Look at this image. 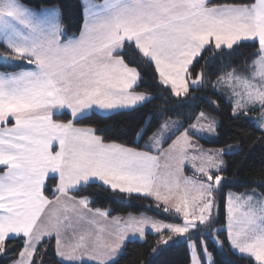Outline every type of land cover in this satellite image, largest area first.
Returning a JSON list of instances; mask_svg holds the SVG:
<instances>
[{
  "label": "snow or ice",
  "instance_id": "obj_1",
  "mask_svg": "<svg viewBox=\"0 0 264 264\" xmlns=\"http://www.w3.org/2000/svg\"><path fill=\"white\" fill-rule=\"evenodd\" d=\"M78 6L79 35L62 39L60 6L36 10L22 0H0L6 49L0 53V257L11 252L12 264H44L45 242L54 239L58 264H115L126 242L143 240L147 229L160 235L158 245L186 243L191 264H216L203 239L211 229L226 231L234 254L264 264V193L225 196L222 156L231 148L205 149L192 138L214 134L213 117L200 112L181 132L183 122L162 110L142 148L105 142L94 127L78 126L93 114L135 110L156 99L137 91L140 64L153 66L159 85L187 102L190 89L205 84L204 71L194 79L190 71L204 52H213L208 68L245 45L255 46L251 63L223 72L212 87L229 91L234 117L258 107V121L264 120V0H79ZM128 51L136 59L126 61ZM148 130L136 133L137 143ZM93 183L149 199L181 222L145 213L109 219V210L89 207V196L70 195ZM222 197L226 227L213 229ZM211 239L223 251V242Z\"/></svg>",
  "mask_w": 264,
  "mask_h": 264
},
{
  "label": "trees",
  "instance_id": "obj_2",
  "mask_svg": "<svg viewBox=\"0 0 264 264\" xmlns=\"http://www.w3.org/2000/svg\"><path fill=\"white\" fill-rule=\"evenodd\" d=\"M22 2L36 9L53 5L60 6L65 13L64 24L67 30V36L62 37V39L79 34L83 23L78 6L79 0H22ZM209 2L210 4H225L240 2V0H209ZM5 50L4 46L0 44V53H5ZM254 51L255 46L245 45L236 49L231 53V56L225 52L217 56L216 60L211 62V67L208 68L205 67V59L211 57L213 52L211 50L204 52V59H200L195 67L190 68V71L193 73L192 78L204 71L206 73L205 84L199 89H190L187 102L183 97H173L170 90L159 85L153 66L140 64L139 70L143 73V80L140 82L137 91H147L156 99L135 110H120L114 114H93L89 119L80 121L78 125L94 127L98 130L97 134L101 135L105 141L142 147V141L151 135L155 129L162 110H166V115L171 119L183 122L180 131L192 123L200 112L207 111L214 114L218 119L217 135L211 138L199 136L200 143L204 147L238 144L237 150L224 155L225 170L221 174L226 180L223 193L225 194L227 190L237 192L255 190L264 193V182H261L264 181V131L257 127L255 119L251 115L234 117L232 114L233 105L229 102L230 97L225 92L212 87L223 72L232 71L233 68H242L245 61L251 63V54ZM124 56L126 61L136 59V53L132 51L124 53ZM229 59H231L230 66L223 68L222 62L227 63ZM209 101L214 103H209ZM258 110L260 108L257 107L254 111L249 112H257ZM149 120H151V125L148 124ZM144 127H148L149 130L144 138L137 143L136 133ZM49 183L54 182L50 180ZM72 193L76 197L89 196L92 200L91 208H109L110 216L145 213L162 221L181 222L158 210L154 202L149 199L113 193L99 183L89 184L78 192ZM145 205H152V207H145ZM218 213V218L212 228L218 225L222 227L225 223L223 197ZM211 236H216L223 242V251L219 250V246L212 241ZM206 239L216 264H250L248 258H241L229 248L226 231L219 233L211 231L210 236H206ZM159 240L160 235L151 232H146L143 240L129 239L115 264H189L190 255L186 243L176 240L168 245H158ZM45 244L47 254L44 258V264H58L55 240L46 241ZM154 247L159 248L155 254L152 252ZM15 258L16 253L10 252L7 256L0 257V264H9Z\"/></svg>",
  "mask_w": 264,
  "mask_h": 264
},
{
  "label": "rangeland",
  "instance_id": "obj_3",
  "mask_svg": "<svg viewBox=\"0 0 264 264\" xmlns=\"http://www.w3.org/2000/svg\"><path fill=\"white\" fill-rule=\"evenodd\" d=\"M218 91H222V92H225L226 94H227V96H229L230 97V93H229V91L226 89V88H223V87H217L216 88ZM233 103H234V100H233V102H232V105H233ZM259 111V112H258ZM257 112H248V115H251L252 117H253V119L254 118H256L255 119V122H256V125H257V127H258V124H257V121H258V118L260 117V112H261V109L260 110H258ZM204 113H206L208 116H210V117H213L215 120H216V122H217V125H218V119L216 118V116L214 115V114H212V113H209V112H207V111H203ZM172 120H174V119H172ZM174 121H179V120H174ZM195 122V119L193 120V122L192 123H194ZM259 123H264V120H261V121H258ZM202 123H207V121H202ZM191 124V123H190ZM188 127V125L185 127V128H187ZM184 130V128L182 129V131ZM181 131V132H182ZM264 131V130H263ZM97 134V133H96ZM180 133H177V135H179ZM98 135V134H97ZM217 135V126H216V132L214 133V134H206V138H211V137H214V136H216ZM150 136V135H149ZM148 136V137H149ZM148 137L146 138V139H144L143 141H142V146L144 145V143H145V141H147L148 140ZM199 136L198 135H195V136H193L192 138H193V140L194 141H196L199 145H201L203 148H205V149H228V148H231V151H234V150H237L238 149V144H230V145H227V146H222V147H204L201 143H200V141H199V138H198ZM138 138H137V136H136V140H137ZM172 139H175V136H173L172 137ZM109 142H111V141H109ZM168 143H171V140H169L168 141ZM129 147H135V146H129ZM164 147H167V144H165L164 145ZM142 148V147H141ZM144 150H146V149H144ZM230 151V152H231ZM222 159H223V161H224V155L222 156ZM224 165H225V161H224ZM185 175H188V176H191L192 175V170H191V167L190 166H186V168H185ZM220 175H222L221 173H220ZM250 191V190H249ZM227 193H233V194H242V193H251V192H248V191H243V192H237V191H233V190H227L226 192H225V196H226V194ZM70 195H73V193H70ZM74 196V195H73ZM77 198H79V197H77ZM89 207H90V205H89ZM91 208V207H90ZM92 209H94V208H92ZM102 210H108L107 208H101ZM128 214H119V215H115V216H109V219H111L112 217H126ZM224 215H225V223H224V225L221 227L220 225H218V226H216V227H213V229H217V228H224V227H226V207H225V202H224ZM149 216V215H148ZM151 217V216H150ZM153 218V217H152ZM156 219V218H155ZM165 222H167V221H165ZM175 223H179V222H175ZM146 232H147V229H146ZM209 232H211V230L209 229ZM226 235H227V233H226ZM203 239H205V241L207 242V239H206V237H203ZM207 246H208V243H207ZM219 246V245H218ZM188 247V246H187ZM188 251H189V249H188ZM208 251L209 252H211L210 251V249L208 248ZM212 253V252H211ZM189 255H190V252H189ZM9 264H12V261L9 263ZM189 264H191V256H190V262H189Z\"/></svg>",
  "mask_w": 264,
  "mask_h": 264
},
{
  "label": "crops",
  "instance_id": "obj_4",
  "mask_svg": "<svg viewBox=\"0 0 264 264\" xmlns=\"http://www.w3.org/2000/svg\"><path fill=\"white\" fill-rule=\"evenodd\" d=\"M96 2L97 3H102L103 2V0H96ZM41 8H45V7H41ZM33 9H36V8H33ZM40 8H38V9H36V10H39ZM79 35V34H78ZM5 52H6V50H5ZM194 79V78H193ZM78 126H82V125H78ZM105 142H109V141H105ZM117 143V142H116ZM253 190H250V191H248V192H252ZM257 192V191H256ZM259 193V192H258ZM148 216V215H147ZM150 217V216H149ZM147 232H150V231H148L147 230Z\"/></svg>",
  "mask_w": 264,
  "mask_h": 264
},
{
  "label": "water",
  "instance_id": "obj_5",
  "mask_svg": "<svg viewBox=\"0 0 264 264\" xmlns=\"http://www.w3.org/2000/svg\"><path fill=\"white\" fill-rule=\"evenodd\" d=\"M218 214H219L218 212H214V215H216L217 217H218Z\"/></svg>",
  "mask_w": 264,
  "mask_h": 264
}]
</instances>
